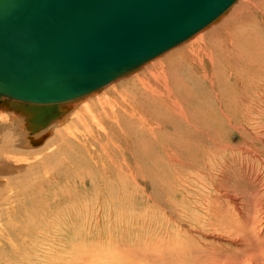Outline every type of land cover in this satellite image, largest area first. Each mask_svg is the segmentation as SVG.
Masks as SVG:
<instances>
[{"label":"rangeland","instance_id":"374dc122","mask_svg":"<svg viewBox=\"0 0 264 264\" xmlns=\"http://www.w3.org/2000/svg\"><path fill=\"white\" fill-rule=\"evenodd\" d=\"M208 29L187 41L193 42ZM187 41L89 95L59 104L60 116L46 127L33 130L31 104L1 95L0 146L16 147L18 153L9 155L26 154L30 165L38 162L54 149L57 137L69 131L74 116H81L79 111L87 112L86 106L99 97L108 98V91L119 81ZM217 107L219 132L209 141L186 152L180 165L141 168L139 178L130 172L135 168L128 169V180L121 188L112 179L119 164L107 169L86 153L80 168L52 176L0 156V202H4V206L0 203V264H226L228 259L264 257V113L253 118L252 125L248 118L250 127L237 129L234 124L241 117L228 121L222 107Z\"/></svg>","mask_w":264,"mask_h":264},{"label":"bare ground","instance_id":"6f19581e","mask_svg":"<svg viewBox=\"0 0 264 264\" xmlns=\"http://www.w3.org/2000/svg\"><path fill=\"white\" fill-rule=\"evenodd\" d=\"M238 1L235 0L230 5L231 8L229 7L220 13L211 23L196 31L189 38L171 48L163 50L160 54L187 41L196 33L204 30V28H210L208 29L209 31L198 35L199 37H195L191 43L188 42L191 39L188 40L189 44L187 43L178 47V49L167 53L159 60L151 63L148 62L149 64L143 66L142 70L139 69L140 71L138 70L139 72L133 77L130 76L125 78V80L119 81L115 85V88L108 91L110 95L108 98L99 97L97 102L92 101L86 106L85 111L87 112L79 111L81 112V116H74L73 122L68 127L69 131L63 135H59L54 149L45 152L42 159L38 160V162L30 165L28 162V158L30 157H26V154H24L25 156H21V158L11 155L13 156L12 158L9 153H14V151L18 153V151L16 147L13 148L9 144L8 146H0V156L4 155L8 162L26 166L29 171H43L52 176L63 171L80 168L83 164L81 156L82 154L85 156L86 153L90 157L95 156L98 162L107 169H110L115 163L119 164L115 166V173L112 171L117 177H112V179L121 188V185L128 180V174H126L128 169L135 168V170L130 172L135 173L137 178H139V171L146 169V167L157 170L158 168L165 167V165H180L187 158L186 152H190L191 148L197 149L201 147L204 144V140L209 141L212 135L219 132L217 104L222 107L223 114L228 121L233 120L234 117H241L240 120L235 121V128L240 129L247 124V127H250V124L252 125L255 122L253 118L263 117L261 113H264V0ZM236 2H238L237 5L233 6ZM224 15L227 16L221 21L220 19ZM217 21L219 23L214 24ZM211 24H214L212 25L213 27L209 26ZM160 54L143 61V63L159 57ZM143 63L131 70L125 71L124 74L117 76L107 84L90 92L107 86L126 73L139 68ZM89 94L58 102V112L59 104L70 102ZM24 102L32 105L31 102ZM28 110L32 113L30 109ZM59 116L60 112L55 119ZM248 118L250 119V124L247 121ZM66 119H62L60 122ZM30 121L33 125V121L31 119ZM49 123L46 125L37 124L35 127L33 125L32 128L35 130L40 126L46 127ZM33 157L37 159L35 155ZM105 171L108 173L106 169ZM25 173H28V171ZM87 175L89 176V174ZM13 178L15 180L14 176ZM31 178L35 180L34 176ZM16 179L18 180V178ZM113 182L111 181V184ZM5 183L8 184V180ZM52 184L50 185L51 187ZM45 185L42 186L45 188ZM64 185L66 184L64 183ZM5 187L7 188V186ZM106 187L105 189H107ZM35 194L34 196H36ZM28 200H30V197ZM86 200L84 199V201ZM35 202L37 203V200ZM70 202L68 203L70 204ZM2 205L4 206V204ZM48 205L50 204L48 203ZM28 206L32 210L34 205L32 208L30 205ZM38 216L35 219L41 220ZM31 218L33 219V217ZM28 220L27 223L30 221ZM36 221L35 223H37ZM33 223L31 221V224ZM257 255L260 256L259 252ZM4 260L6 259L4 258ZM225 261L226 264H264V257L237 258ZM215 263L217 262L215 261ZM201 264L203 263L201 262Z\"/></svg>","mask_w":264,"mask_h":264},{"label":"water","instance_id":"95a60500","mask_svg":"<svg viewBox=\"0 0 264 264\" xmlns=\"http://www.w3.org/2000/svg\"><path fill=\"white\" fill-rule=\"evenodd\" d=\"M235 0H0V95L31 102L34 127L177 45Z\"/></svg>","mask_w":264,"mask_h":264}]
</instances>
